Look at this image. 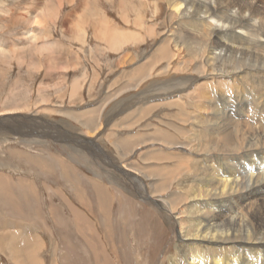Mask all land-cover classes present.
Instances as JSON below:
<instances>
[{"label":"rangeland","instance_id":"rangeland-1","mask_svg":"<svg viewBox=\"0 0 264 264\" xmlns=\"http://www.w3.org/2000/svg\"><path fill=\"white\" fill-rule=\"evenodd\" d=\"M45 1L0 0V42L8 52L6 57L0 54V264H167L175 248L171 215L160 208L166 205L161 198L147 195L151 180L142 174L133 178L125 167L126 162L142 165V154L159 147L158 142L137 145L125 156L117 143L120 137L152 133L162 122L183 126L177 118L183 117L163 104L172 96L164 95L153 98L150 104L159 105H148L149 113L142 118L137 110L141 103L107 120L120 112L127 95L150 90L148 80L120 92L122 85L135 84L133 72L153 58L175 19L169 20L166 0L157 1L162 11L158 18H152V0H135L149 22L157 23L156 36L117 54L97 44L90 28L83 49L69 37L65 20L72 12L69 19L74 22L85 1L69 5L63 0L59 17L36 24L42 26L37 33L45 30L47 37L30 43L26 31L35 25L27 16L41 13ZM96 1L95 10L102 8L113 22L124 24L120 0ZM45 41L54 46L43 50ZM76 76H82V88L75 97L71 91ZM181 76L176 79L185 90L199 82L193 74ZM261 84H255L256 93L264 91ZM186 97L184 101L195 103ZM91 107H98L99 123L103 117L94 132L68 114ZM233 110L235 120L247 118L236 106ZM160 147L175 155L196 154ZM180 194L185 195L183 190Z\"/></svg>","mask_w":264,"mask_h":264},{"label":"bare ground","instance_id":"bare-ground-1","mask_svg":"<svg viewBox=\"0 0 264 264\" xmlns=\"http://www.w3.org/2000/svg\"><path fill=\"white\" fill-rule=\"evenodd\" d=\"M47 1L41 13L35 10L27 16L35 25L26 31L30 43L48 35L45 30H41V35L37 33L42 29L37 23L59 17L63 0ZM67 1L69 5L76 3V0ZM84 1L76 20L69 19L72 12H68L65 20L69 37L83 49L90 28L97 44L102 43L106 51L117 54L130 45L143 44L159 32L157 23L149 22L143 11V1L120 0L122 25L113 22L102 8L95 10L96 0ZM157 1L152 0V18L162 13ZM166 2L169 20L175 19L176 25L171 24L166 31V38L149 63L140 65L131 74L135 84L120 88V92H127L150 80L151 85H147L150 90L124 96L120 112L107 121L141 103L137 115L142 118L148 105L149 108L159 105L150 104L153 98L164 95L172 96L163 104L169 109L175 107L183 117H177L183 126L162 122L155 125L152 133L120 137L117 143L125 156L137 145L153 146L158 142L159 147L143 152L142 165L126 162L125 167H129L131 177L142 174L151 180L147 195L161 198L166 207L160 205V208L171 215L175 248L166 257L167 264H264V91L256 93L255 87L264 81V0ZM1 44L0 54L6 57L8 52ZM42 45L43 50L54 46L52 41ZM181 74H193L199 82L185 90L176 79L183 78ZM72 87L71 95L75 96L82 88V76L74 78ZM175 91H180L177 92L180 95L174 96ZM186 96L195 99V103L184 101ZM234 106L239 115L247 118L235 120ZM96 108L68 114L94 132L103 121L101 117V123L98 122L100 113ZM122 123L127 121L124 119ZM161 145L181 147L196 154L175 155ZM182 190L185 195L180 194ZM30 256L29 262H33ZM162 263L165 264L163 260Z\"/></svg>","mask_w":264,"mask_h":264}]
</instances>
